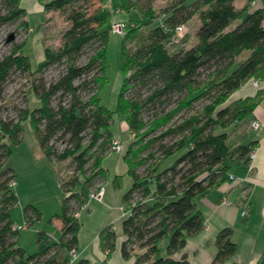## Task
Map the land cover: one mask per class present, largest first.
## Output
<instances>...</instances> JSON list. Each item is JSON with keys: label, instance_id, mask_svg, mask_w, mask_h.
<instances>
[{"label": "trees", "instance_id": "16d2710c", "mask_svg": "<svg viewBox=\"0 0 264 264\" xmlns=\"http://www.w3.org/2000/svg\"><path fill=\"white\" fill-rule=\"evenodd\" d=\"M21 1L0 0V26L20 21L28 29ZM38 1L45 11L62 12L69 26L58 47L45 46V58L35 70L23 51L26 40L0 59V95L14 73L29 72L34 76L30 91L40 101L39 106L20 109L17 120L0 116V264L71 262L70 251L78 252L77 213L103 183V159L117 138L111 130L114 112L123 115L134 134L123 155L132 185L122 197V255L127 264H190L188 239L206 226L196 197L231 179L232 164L249 163L256 145L236 144L230 136L249 121L264 89L236 99L231 95L248 81L264 79L263 7L254 6L255 0L241 8L235 0H170L157 10L155 0H120V10H138L140 17L125 21L124 79L112 111L99 97L106 81L109 39L102 28L110 15L104 0ZM195 16L200 21L197 40L185 46L178 28ZM58 64L63 68L48 79L44 73ZM147 108L156 109L149 120L144 116ZM27 119L50 161H71L70 176L61 179L65 195L60 212L53 216L62 222L60 236L52 240L41 231L39 240L46 242L31 254L17 245L19 229L12 217L18 201L16 173L5 166L22 141ZM55 138L65 142L63 149ZM121 176L115 177V185H120ZM24 215L29 225L40 211L28 204ZM233 234L232 226L217 233L211 264H224L236 254ZM100 243L107 257L116 249L118 234L112 224L101 230ZM63 251L66 255L59 259ZM74 264L91 263L81 258ZM255 264H264V253Z\"/></svg>", "mask_w": 264, "mask_h": 264}, {"label": "rangeland", "instance_id": "374dc122", "mask_svg": "<svg viewBox=\"0 0 264 264\" xmlns=\"http://www.w3.org/2000/svg\"><path fill=\"white\" fill-rule=\"evenodd\" d=\"M170 0H155L154 6L157 10L166 6ZM246 0H236L240 6ZM22 6L27 7L26 19L29 22L28 29L21 27L20 21L0 26V59L9 54L15 43L26 40L23 51L29 55L31 69L35 70L41 60L45 58V46L58 47L62 42V34L69 26L65 15L60 11H45L37 0H22ZM103 7L110 13L102 28L109 33L106 47V81L99 90L101 104L114 111L118 101V96L122 87L124 74L121 69V45L123 34L112 33L111 23L117 20L137 19L140 17L138 10L129 12L120 10V0H104ZM200 21L195 16L191 19L184 31L178 34L183 45L189 46L197 40L196 29ZM31 27V28H30ZM15 33V39L8 41L10 33ZM242 59V58H241ZM63 65H53L46 70L44 75L48 79L57 76ZM29 72L17 71L5 83L2 95H0V116L3 119H18L20 109L25 107H35L40 105V101L30 91L29 85L32 79ZM239 92V91H237ZM236 93H233L234 98ZM162 108V107H161ZM161 108H158L160 110ZM155 108H147L144 116L149 120L155 114ZM114 122L111 130L122 142V151H111L103 159L105 176L103 185L107 188V193L103 200L89 198L92 205L89 208L81 209L83 212L81 219V229L79 234L86 239L92 238L105 225L112 223L116 231H121L122 210L120 203L122 195L132 185V178L125 174L128 165L123 155L131 142V131L123 115L114 112ZM239 128L231 131V136L247 143L249 135L246 132L237 134ZM234 138V139H235ZM230 141H234L233 138ZM55 145L61 150L65 142L54 140ZM175 154L165 163L170 164L177 157ZM71 161L61 163L50 161L43 153L35 136V132L30 119L23 122L22 141L13 147L11 156L5 162V166H11L16 173L14 189L18 201L12 208V217L15 224H25L26 218L24 209L28 204H32L40 211V217L25 228L19 229L17 245L22 246L27 254L35 253L40 249V245L46 240L40 239V232L44 236L51 238L53 231H57L53 216L60 212L61 200L65 195L61 187V179L70 176L71 171L68 165ZM123 174V175H122ZM122 175L120 185L114 183L115 176ZM1 195V192H0ZM199 198H196L198 200ZM90 210V211H89ZM53 240V239H52ZM167 241L161 243L165 248ZM165 253V252H163ZM59 259L64 257L61 253Z\"/></svg>", "mask_w": 264, "mask_h": 264}, {"label": "crops", "instance_id": "0c3cea01", "mask_svg": "<svg viewBox=\"0 0 264 264\" xmlns=\"http://www.w3.org/2000/svg\"><path fill=\"white\" fill-rule=\"evenodd\" d=\"M246 2L247 0L240 6H237L235 3V6L241 8ZM256 5L262 6L264 9V0H255L254 6ZM24 8L27 10V7ZM253 81H256L257 85L253 84ZM259 89H264V79L258 78L248 81L234 92L236 93L239 91L233 99L245 97L247 95H255ZM253 120H258L260 122L259 128H251V122ZM244 132L249 135L248 142L256 141L254 148L255 154L251 157L250 162L246 163L243 161L232 164L229 173L234 175L236 179H227L215 184L207 191V193L199 194L196 197L199 198L196 201L198 208L201 209L205 216L206 226L202 231L188 239L185 250L188 253L190 264L212 263L213 257L217 252V247L213 241L215 240L217 233L226 226H232L234 228L233 240L237 244V252L227 259L224 264H230L232 262L235 264H255L264 253V93L255 107L253 115L249 118L248 122L239 127L237 134L240 135ZM130 137L132 138V136ZM232 138L234 140L233 142L236 144L244 143L240 141V139H236L234 135L233 137L230 136V139ZM42 153L44 154L43 151ZM126 172L125 174H127ZM100 186L104 187L102 183ZM106 193L107 188L104 187L102 200ZM224 197H228L231 203H224ZM91 205L92 202H89V204L87 202L83 206V211L84 207L89 208ZM121 206L122 200L120 208ZM81 211L82 210H80L78 214L80 223V218L83 213ZM243 211H246L245 215L243 214ZM123 217L124 212L122 210V220ZM54 222L57 231H53L51 238L53 240H58L61 233L62 222L57 217L54 219ZM101 230L89 239L83 238L78 233L77 260L85 258L88 259L91 264H127L128 262L124 259L120 249V243L124 238L122 224L121 231H116L118 234L117 247L109 257H107L105 251L101 248ZM61 253H63L64 256L66 255V251ZM75 262L71 264H74Z\"/></svg>", "mask_w": 264, "mask_h": 264}, {"label": "built area", "instance_id": "2783aa9c", "mask_svg": "<svg viewBox=\"0 0 264 264\" xmlns=\"http://www.w3.org/2000/svg\"><path fill=\"white\" fill-rule=\"evenodd\" d=\"M184 27H185L184 25L179 26L178 32L182 33L184 31ZM110 29H111L112 33L124 34L125 29H126V22L124 20L113 21L111 23ZM253 84L257 85V82L253 81ZM259 126H260V122L258 120H253L251 122V128L257 129V128H259ZM131 136L133 137L134 134L131 133ZM112 149H113V151H118V152L123 150L122 142L118 138H115L113 140ZM254 154H255V151L253 150L252 153H251V157H253ZM230 178L231 179H236V177L233 176V175H231ZM91 195H92V197H94L96 199L102 200L103 195H104V187L100 186V188L97 189L96 191H93ZM223 202L226 203V204H230L231 203V201L229 200L228 197H224L223 198ZM121 208L123 209V205L121 206ZM123 212H124V210H123ZM78 214L79 213H77V215ZM243 214L245 215L246 211H243ZM26 226H27L26 223L24 225L23 224H18V225L15 224L14 228L20 229V228H25ZM70 255H71V262L69 264L77 261L78 252L75 249L70 251ZM29 264H34V263L31 262Z\"/></svg>", "mask_w": 264, "mask_h": 264}, {"label": "water", "instance_id": "95a60500", "mask_svg": "<svg viewBox=\"0 0 264 264\" xmlns=\"http://www.w3.org/2000/svg\"><path fill=\"white\" fill-rule=\"evenodd\" d=\"M13 39H15V33H10L8 36V41H12Z\"/></svg>", "mask_w": 264, "mask_h": 264}]
</instances>
